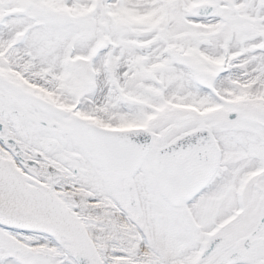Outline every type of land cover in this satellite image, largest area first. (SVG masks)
Segmentation results:
<instances>
[{"label": "snow or ice", "instance_id": "1", "mask_svg": "<svg viewBox=\"0 0 264 264\" xmlns=\"http://www.w3.org/2000/svg\"><path fill=\"white\" fill-rule=\"evenodd\" d=\"M0 264H264V0H0Z\"/></svg>", "mask_w": 264, "mask_h": 264}]
</instances>
